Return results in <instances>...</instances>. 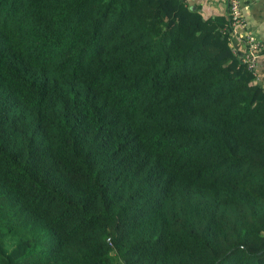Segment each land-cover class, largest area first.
<instances>
[{
	"label": "trees",
	"instance_id": "trees-1",
	"mask_svg": "<svg viewBox=\"0 0 264 264\" xmlns=\"http://www.w3.org/2000/svg\"><path fill=\"white\" fill-rule=\"evenodd\" d=\"M183 0H0V264H264V86Z\"/></svg>",
	"mask_w": 264,
	"mask_h": 264
},
{
	"label": "crops",
	"instance_id": "crops-1",
	"mask_svg": "<svg viewBox=\"0 0 264 264\" xmlns=\"http://www.w3.org/2000/svg\"><path fill=\"white\" fill-rule=\"evenodd\" d=\"M189 7L195 8L202 18L219 15L221 19L228 20L226 0H183ZM241 10L246 26L258 37L264 39V0H241ZM226 44L232 53L241 56L243 44L239 35L240 28L231 31L228 27ZM255 78L264 86V50H262L252 68Z\"/></svg>",
	"mask_w": 264,
	"mask_h": 264
},
{
	"label": "built area",
	"instance_id": "built-area-1",
	"mask_svg": "<svg viewBox=\"0 0 264 264\" xmlns=\"http://www.w3.org/2000/svg\"><path fill=\"white\" fill-rule=\"evenodd\" d=\"M228 25L231 31L240 28V38L242 41L241 61L252 69L258 54L264 50V39L258 37L246 26L244 15L241 10V0H226Z\"/></svg>",
	"mask_w": 264,
	"mask_h": 264
}]
</instances>
